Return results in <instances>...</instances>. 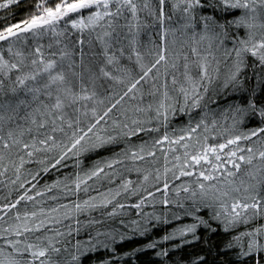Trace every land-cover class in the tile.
<instances>
[{
  "label": "snow or ice",
  "instance_id": "obj_1",
  "mask_svg": "<svg viewBox=\"0 0 264 264\" xmlns=\"http://www.w3.org/2000/svg\"><path fill=\"white\" fill-rule=\"evenodd\" d=\"M13 8L0 264H264V0H0Z\"/></svg>",
  "mask_w": 264,
  "mask_h": 264
},
{
  "label": "trees",
  "instance_id": "obj_2",
  "mask_svg": "<svg viewBox=\"0 0 264 264\" xmlns=\"http://www.w3.org/2000/svg\"><path fill=\"white\" fill-rule=\"evenodd\" d=\"M25 15H27V12L21 8V9H16L13 8L12 14H8L4 12L3 10H0V25L4 23L3 18L7 16L8 22H16L22 19ZM250 71V70H246ZM187 123V117L183 114L178 115L177 117L173 118L172 121V127H179L181 125H184ZM144 139H148L149 137L145 134H141ZM101 155L107 156L109 153H101ZM92 159H96V157H92ZM71 161L69 162V167L68 168H60V172H63L65 174L69 173L72 168H71ZM58 173L53 170L51 173H49L47 176H45V180H50L52 178H55ZM133 178L135 179V173H133ZM5 189L4 187L1 189L0 188V195L5 194ZM15 195V194H14ZM131 202H135V198H132ZM150 210V209H149ZM129 211H133L132 209H129ZM135 218L134 214L133 217ZM167 229L170 230L172 225L166 226ZM165 229H159V230H154L153 232L150 233L149 237H141V236H136L131 239H127L123 242L122 245L119 246V251L120 252H129L132 251L133 249H136L148 242V240L151 239H158L160 235H163ZM197 251L196 246L192 247H186L182 251H177L172 254L174 259H178L179 257H188L189 255H194L195 252ZM125 264H160L159 258H157L154 255V250H149L146 253H138L136 257L133 258H127L125 257Z\"/></svg>",
  "mask_w": 264,
  "mask_h": 264
},
{
  "label": "rangeland",
  "instance_id": "obj_3",
  "mask_svg": "<svg viewBox=\"0 0 264 264\" xmlns=\"http://www.w3.org/2000/svg\"><path fill=\"white\" fill-rule=\"evenodd\" d=\"M0 188L2 189V188H3V186H0Z\"/></svg>",
  "mask_w": 264,
  "mask_h": 264
}]
</instances>
